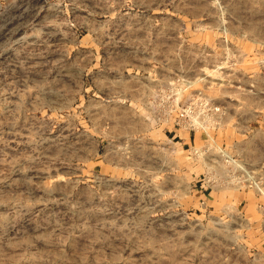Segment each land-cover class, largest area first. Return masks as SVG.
Listing matches in <instances>:
<instances>
[{"label": "rangeland", "instance_id": "374dc122", "mask_svg": "<svg viewBox=\"0 0 264 264\" xmlns=\"http://www.w3.org/2000/svg\"><path fill=\"white\" fill-rule=\"evenodd\" d=\"M0 264H264V0H0Z\"/></svg>", "mask_w": 264, "mask_h": 264}]
</instances>
